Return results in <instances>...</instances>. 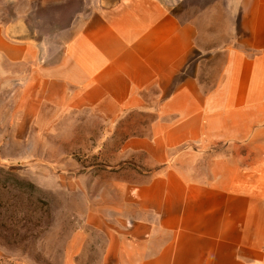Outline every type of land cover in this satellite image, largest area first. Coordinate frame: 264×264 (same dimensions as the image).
Returning a JSON list of instances; mask_svg holds the SVG:
<instances>
[{"label":"crops","instance_id":"obj_1","mask_svg":"<svg viewBox=\"0 0 264 264\" xmlns=\"http://www.w3.org/2000/svg\"><path fill=\"white\" fill-rule=\"evenodd\" d=\"M183 1L0 0V133L129 116L65 264H264V0Z\"/></svg>","mask_w":264,"mask_h":264},{"label":"rangeland","instance_id":"obj_2","mask_svg":"<svg viewBox=\"0 0 264 264\" xmlns=\"http://www.w3.org/2000/svg\"><path fill=\"white\" fill-rule=\"evenodd\" d=\"M193 1V12H201L211 0ZM183 2L171 10L188 16L189 0ZM213 2L215 13L237 14L238 0ZM134 119L140 131L141 116ZM126 135L129 116L109 125L82 114L61 119L54 132L0 133L3 264H65L69 241L95 202L100 205L102 189L111 185L119 158L115 145ZM85 230L89 239L74 264H104L105 236L93 227Z\"/></svg>","mask_w":264,"mask_h":264}]
</instances>
